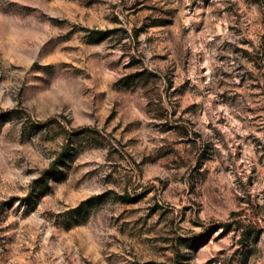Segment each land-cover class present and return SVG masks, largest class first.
<instances>
[{"label":"rangeland","instance_id":"rangeland-1","mask_svg":"<svg viewBox=\"0 0 264 264\" xmlns=\"http://www.w3.org/2000/svg\"><path fill=\"white\" fill-rule=\"evenodd\" d=\"M263 35L264 0H0V264H264Z\"/></svg>","mask_w":264,"mask_h":264},{"label":"trees","instance_id":"trees-1","mask_svg":"<svg viewBox=\"0 0 264 264\" xmlns=\"http://www.w3.org/2000/svg\"><path fill=\"white\" fill-rule=\"evenodd\" d=\"M256 55H257V57H256V59H254L255 62H257V58H259V59H264V35H263V40H262V43H261V47L259 48V51L256 52ZM29 116H30V115H29ZM30 117H31V116H30ZM48 122H49V123H52V122H59V121H58V119H56V118H52V119H50ZM80 209H81V207L77 208V210H80ZM250 224H251V225H254L255 228H256L258 231L260 230V226H261V224L259 223L258 219H256V220L251 219V220H250ZM220 227H221V226H220ZM218 228H219V227H213V228L210 229V231H216Z\"/></svg>","mask_w":264,"mask_h":264}]
</instances>
